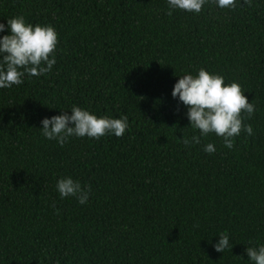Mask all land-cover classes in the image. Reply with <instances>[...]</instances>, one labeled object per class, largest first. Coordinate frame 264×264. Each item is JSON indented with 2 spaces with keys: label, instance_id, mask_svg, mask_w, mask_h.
I'll return each mask as SVG.
<instances>
[{
  "label": "trees",
  "instance_id": "16d2710c",
  "mask_svg": "<svg viewBox=\"0 0 264 264\" xmlns=\"http://www.w3.org/2000/svg\"><path fill=\"white\" fill-rule=\"evenodd\" d=\"M168 11V0H0V38L18 15L59 33L51 72L0 89V264H255L246 249L264 245V0ZM201 68L255 102L253 134L232 149L215 134L179 140L200 133L172 91ZM74 105L127 115L129 129L63 146L45 138L42 120ZM69 176L90 186L85 204L60 196ZM225 232L232 249L217 252Z\"/></svg>",
  "mask_w": 264,
  "mask_h": 264
},
{
  "label": "clouds",
  "instance_id": "9594fccd",
  "mask_svg": "<svg viewBox=\"0 0 264 264\" xmlns=\"http://www.w3.org/2000/svg\"><path fill=\"white\" fill-rule=\"evenodd\" d=\"M214 3L221 9H235L237 0H168V15L172 10H183L199 14L204 5ZM243 4L251 7L252 0H243ZM9 35L0 38V89L11 88L24 83L27 75L40 76L51 72L56 64V49L59 43V33L51 24L42 25L27 22L23 15L7 20ZM6 25L0 23V32ZM246 90L238 82L226 83L225 77L201 68L197 75L187 74L179 77L172 91L173 98L179 99L188 109L187 117L191 128L199 130L200 135L184 136L179 139L185 146L200 144L201 137L215 134L223 139L224 146L232 149L235 137L241 132L253 134V128L246 124L255 111L254 100L249 102ZM71 114L63 111L62 115L44 118L42 120V135L48 140H56L63 146L70 137L95 138L99 140L108 134L123 137L129 129L127 115L120 118L97 116L90 110L72 106ZM207 153H214L213 143L204 147ZM56 188L62 198L74 196L80 204H85L91 191L82 187L81 183L72 177H62L57 181ZM219 242L214 245L217 252L231 250L229 235L222 233ZM251 243V242H250ZM247 255L255 264H264V245L249 246ZM242 257V256H241Z\"/></svg>",
  "mask_w": 264,
  "mask_h": 264
}]
</instances>
